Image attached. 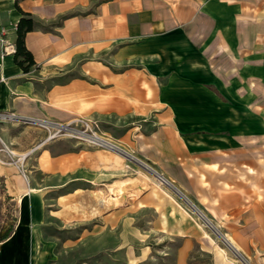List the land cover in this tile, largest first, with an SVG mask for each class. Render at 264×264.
<instances>
[{"label":"crops","instance_id":"0c3cea01","mask_svg":"<svg viewBox=\"0 0 264 264\" xmlns=\"http://www.w3.org/2000/svg\"><path fill=\"white\" fill-rule=\"evenodd\" d=\"M242 7L0 0L7 42L22 14L31 18L23 41L34 63L23 72L13 55L0 59V113L86 124L122 151L46 140L39 126L1 117L0 156L24 158L0 162L17 209L0 264H89L47 259L51 238L65 254H94L112 252V235L126 264H264V114L225 104L222 72L204 55L207 31L218 52ZM227 41L234 61L235 39ZM238 72H229L231 88Z\"/></svg>","mask_w":264,"mask_h":264},{"label":"rangeland","instance_id":"374dc122","mask_svg":"<svg viewBox=\"0 0 264 264\" xmlns=\"http://www.w3.org/2000/svg\"><path fill=\"white\" fill-rule=\"evenodd\" d=\"M243 6L240 9L237 29L233 35L228 33L222 36V49L214 45V32L207 31L208 45L205 47L206 60L211 71L222 72V77H219L225 87V96L222 98L225 104L230 101L240 103H250V106L255 107L254 113L264 114V0H240ZM203 34L199 37L203 38ZM233 37L235 39V46L238 52L233 54L234 61H232V47L227 42V38ZM201 48H204L201 46ZM220 49V50H219ZM234 53V52H233ZM237 56V58H236ZM231 69L239 72V86L238 89L231 88V79L229 72ZM95 132V131H92ZM95 134L99 136L96 132ZM101 137V136H99ZM53 140V139H52ZM3 162L16 161L17 159H8L0 156ZM23 161V160H22ZM150 175H153L146 169V165H142ZM154 176V175H153ZM156 179V177H155ZM158 183V179H156ZM162 187L170 188L165 184H160ZM178 197V196H177ZM179 198V197H178ZM17 217V209L13 202H10L4 193L3 184L0 179V235ZM51 252L48 253L47 259L56 262L71 261L76 262L77 258L84 259L89 264H126L124 254L115 252L116 238L112 235L109 239L111 253H94L88 254L82 252H74L65 254L60 251L57 239L51 238ZM41 255V254H39ZM150 261V260H149ZM93 262V263H92ZM144 264H150L144 263Z\"/></svg>","mask_w":264,"mask_h":264},{"label":"built area","instance_id":"2783aa9c","mask_svg":"<svg viewBox=\"0 0 264 264\" xmlns=\"http://www.w3.org/2000/svg\"><path fill=\"white\" fill-rule=\"evenodd\" d=\"M4 36H5V30L0 29V59L8 55H13L15 53L14 44L7 42ZM3 79L4 78L0 70V83L3 81ZM1 117L5 119H10V120H18L24 124H31V125L39 126L45 131L46 140H52L58 137H69V138L81 141L89 146L99 147V148H108L111 150L118 151L120 153L122 152L116 146L105 141L102 137L97 136L95 132H92L93 130L90 129V127H88V125L86 124H83L82 126L77 127L73 125L56 123V122L48 121V120H36L32 118H27V117H16L13 113H7V114L0 113V118ZM16 161H20V159L17 158ZM0 162L3 163V161L1 160ZM146 169L149 170L154 175V177H156V179L159 180L160 184L167 185L166 183H168V181L162 175L152 170L148 166L146 167ZM162 181H164L165 183H163Z\"/></svg>","mask_w":264,"mask_h":264},{"label":"trees","instance_id":"16d2710c","mask_svg":"<svg viewBox=\"0 0 264 264\" xmlns=\"http://www.w3.org/2000/svg\"><path fill=\"white\" fill-rule=\"evenodd\" d=\"M32 28L33 25L31 18L26 14H22V17L16 24V38L14 42L15 53L13 56L15 63L21 68L23 72H26L28 68L34 64L30 53L24 47L23 41L26 32L31 31ZM15 221L16 219H14L12 223H10V225L6 228V230L0 235V241L5 240L13 232V225Z\"/></svg>","mask_w":264,"mask_h":264},{"label":"bare ground","instance_id":"6f19581e","mask_svg":"<svg viewBox=\"0 0 264 264\" xmlns=\"http://www.w3.org/2000/svg\"><path fill=\"white\" fill-rule=\"evenodd\" d=\"M23 158H24L23 156H22V157H20V158H19V159H20V161H22V160H23ZM160 181H161V180H160ZM162 182H163V183H165L164 181H162ZM166 184H167L168 186H171V185H170V183H166ZM179 192H180V191H179Z\"/></svg>","mask_w":264,"mask_h":264}]
</instances>
